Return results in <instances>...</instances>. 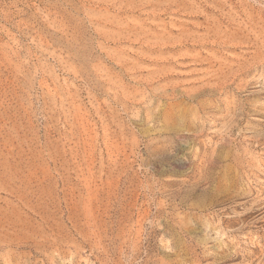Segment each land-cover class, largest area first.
<instances>
[{
	"label": "rangeland",
	"instance_id": "obj_1",
	"mask_svg": "<svg viewBox=\"0 0 264 264\" xmlns=\"http://www.w3.org/2000/svg\"><path fill=\"white\" fill-rule=\"evenodd\" d=\"M0 264H264V0H0Z\"/></svg>",
	"mask_w": 264,
	"mask_h": 264
}]
</instances>
